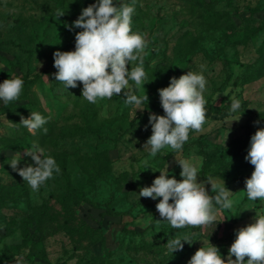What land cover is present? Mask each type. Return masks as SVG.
Segmentation results:
<instances>
[{
	"label": "rangeland",
	"instance_id": "obj_1",
	"mask_svg": "<svg viewBox=\"0 0 264 264\" xmlns=\"http://www.w3.org/2000/svg\"><path fill=\"white\" fill-rule=\"evenodd\" d=\"M121 4L134 6L131 28L142 34L147 42L143 67L145 72L159 63H165L167 71L163 88L172 77L179 78L188 71L203 74L206 78L204 97L207 102L223 105L232 97L245 103L246 107L232 117L221 118L207 110L206 123L202 132H189V139L177 153L170 148L162 149L155 157L149 155L150 148L144 144L151 136L147 115L157 112L152 109L126 108L117 95L111 99H100L89 103L82 94L83 85L65 88L56 81L53 53L67 46L75 49V35L82 29L69 27L57 19L56 8L49 0H0V83L28 72L32 77L39 75L32 87L28 100H16L19 119L11 123L0 112V182L6 184L24 183L29 189L30 206L46 205L58 208L55 197L82 189L86 198L96 203H106L116 212H126L135 203L138 205L129 215L102 221L105 248L92 246L87 252L77 254L70 240L57 231L44 242L47 264H188L194 253L211 243L218 249L229 251L236 235L229 233L255 222L256 215L264 214V201H249L246 194V179L251 177L254 166L245 157L250 147V138L258 128H264V77L247 84L239 79L249 65H257L261 58L258 48L264 40V0H118ZM86 2L82 9L88 7ZM82 9L78 15L80 16ZM229 16L234 28L224 22L213 23V15ZM193 39L194 47L188 50L187 43ZM181 48V52H179ZM137 62H130L129 70ZM203 65V70L201 69ZM138 90L141 96H148V102L157 107L155 97L147 80ZM131 89V88H130ZM128 90V89H127ZM227 93V95H225ZM29 100L35 102L47 115L53 131L45 133L43 128L33 135L20 123V117L30 116ZM0 100V108L3 105ZM88 105L92 109V123L99 134L80 137H66L63 129L81 122V109ZM240 119L233 121L234 119ZM13 124H16L13 126ZM132 126V130L119 139V135ZM16 139L20 151L15 152L3 146V141ZM212 154L217 163L225 165L234 158L227 188L234 200L231 209H220L212 225L196 228H172L161 220L156 209L160 198L139 197L142 187L151 186L168 167V176L180 180L181 168L176 159H191L201 169L203 156L197 142ZM233 141L239 151L235 156L229 152ZM33 143L44 149V155L66 153L68 155V180L55 177L47 180L38 191L8 164L18 153L21 160L18 168L35 166L30 156L24 155ZM103 151H113L117 160L100 177L88 176L89 163ZM147 161V164L145 163ZM151 167V168H149ZM217 183L223 181L215 178ZM198 182H203L198 172ZM209 195H213L210 184H205ZM214 196V195H213ZM171 203V201H170ZM84 204L80 213L96 217V212ZM29 211L26 203H17L0 210V227L13 218ZM91 221V220H90ZM31 233L34 227L30 226ZM188 235L191 244H184L183 250L173 254L168 251V239ZM221 239V240H219ZM19 232L3 239L0 243V264H27L22 260L28 250L21 245ZM223 259L228 254L220 253ZM235 259V257H233Z\"/></svg>",
	"mask_w": 264,
	"mask_h": 264
},
{
	"label": "clouds",
	"instance_id": "obj_2",
	"mask_svg": "<svg viewBox=\"0 0 264 264\" xmlns=\"http://www.w3.org/2000/svg\"><path fill=\"white\" fill-rule=\"evenodd\" d=\"M134 11V6H117L113 0H97L82 9L80 16L69 27V30L72 27L82 29L75 35V50L53 53V66L57 70L53 74L55 80L63 83L67 89L76 88L78 82L82 84L81 96L89 103L123 94L127 105L143 110L141 106L148 102V96L145 93L141 96L134 94L129 85L131 80L139 89L147 80L143 67L147 42L142 34L132 31ZM63 15L64 12L58 9L57 19ZM137 61L138 64L129 70V63ZM203 67L201 65L202 70ZM206 83L203 74L188 71L179 78L172 77L167 87L158 90L164 115L152 113L149 116L152 134L144 148H150L151 157L165 148L179 153L188 141L190 131H203L207 114V101L203 95ZM23 85L24 81L19 77L5 79L0 83V100L5 105L17 100ZM240 107L241 101L232 97L230 114ZM47 122L48 118L32 111L29 117H20L19 125L35 135ZM44 132H47L46 128ZM24 155L30 156L35 166L18 168L22 158L20 153L8 164L33 191H38L47 180L53 178L54 173L61 171L55 159L45 156L44 149L35 143L25 149ZM245 159L254 166L251 177L245 181L247 199L264 201V128H258L251 136ZM176 161L181 168L180 180L174 176L169 178L168 167L153 170L159 171L160 175L151 186L140 189L139 197L160 198L156 209L161 220L157 221H166L174 229L212 225L219 211L214 205H219L220 209H231L234 204L230 198L232 192L225 187L224 181L222 186L213 177H208L206 182H198L199 167L191 159ZM205 184H210L211 191L216 193L214 196L209 195ZM182 242L192 243L185 235L183 238L168 239L166 247L173 254L183 250ZM17 264H20L19 260ZM188 264H264V214L256 215L254 223L236 231L226 260L221 257L218 247L208 242L192 255Z\"/></svg>",
	"mask_w": 264,
	"mask_h": 264
},
{
	"label": "trees",
	"instance_id": "obj_3",
	"mask_svg": "<svg viewBox=\"0 0 264 264\" xmlns=\"http://www.w3.org/2000/svg\"><path fill=\"white\" fill-rule=\"evenodd\" d=\"M53 3L56 11L59 9L64 12L63 16H60L62 22L68 24L78 18V15L82 9V6L87 2L89 5L96 3L97 0H49ZM197 1V0H191ZM114 4L117 6L121 5L118 0H113ZM213 23L224 22L226 27L229 29L234 28V24L230 21L229 16L223 15H213L209 17ZM195 41L191 39L187 43L188 50L194 47ZM72 46H67L60 51H74ZM181 52V48H179ZM260 54V62L253 66L249 65L246 72L236 81H240L241 84L250 83L256 79L264 77V40L258 48ZM167 71V66L165 63L157 64L153 69L146 71L147 83L150 87L152 95L155 97L157 103L160 104V98L158 90L163 88V79ZM17 77L24 81L23 91L19 97L20 100H28L31 93L32 87L37 83L40 78L39 75L30 76L28 72L20 74ZM131 91L138 94V90L133 81H129ZM125 91H128L125 89ZM120 98L121 103L126 108H133L134 106L127 105L125 103L126 97L121 94L117 95ZM31 107V112H39L42 116L47 118V115L42 111L41 108L37 106L35 102L29 100ZM145 110L152 109L157 112V115H164L162 107H157L154 104L144 102L142 105ZM231 100H228L223 105H215L211 102H207L206 110L210 113L217 115L221 118L232 117L237 114L238 111L243 110L246 105L241 103L240 109L235 113L230 114ZM16 100L9 102V104L3 105L0 108V112L6 116V118L11 123H16L19 119L16 116L17 112ZM31 114V113H30ZM149 116L148 120H149ZM93 113L92 109L86 105L81 109L79 118L81 122H76L72 127L62 130V135L66 137H80L86 134L98 135V129L93 125L92 121ZM48 133L53 131V125L47 122L45 124ZM151 128V125H148ZM132 130V126L126 129L122 134L119 135V139L123 138L125 134ZM200 154L203 156L204 160L199 171L200 178L204 182L207 181L208 177L218 178L224 181L225 187L228 188L231 184L229 179L231 167L234 163V158L226 163L225 165L217 163L212 154H208L203 149V144L198 141ZM3 146L5 148L11 149L15 152L20 151V147L16 139H7L3 141ZM229 152L234 156L239 151L236 141H233L229 147ZM51 156L55 159L57 165L60 168V172L54 173L53 177L57 179L69 178V173L67 171L68 166V155L66 153H51ZM117 160V156L113 151H103L97 154L92 162L89 163V169H86L88 176L100 177L103 176L109 169V166ZM223 186V185H222ZM216 193L213 192V195ZM57 209L52 207H47L46 205H40L38 207L30 206V195L29 189L24 183H14L6 184L0 182V210L7 209L13 204L26 203L29 211L23 212L20 216L11 219L3 226L0 227V243L3 239L11 237L16 232L20 233L22 238V247L28 250L27 256L22 260V262L27 264H47V255L43 247L44 242L47 238L52 236L55 232L61 231L72 243L73 251L77 254L81 252H87L92 246L100 245L103 249L105 248V238L102 233V221L104 218H115L123 215H129L138 205L133 204L131 208L126 212H116L113 211L108 204L96 203L88 198H86L82 189H75L72 192L60 194L55 197ZM87 204L90 206L89 211L93 209L96 212V217H90L86 214L80 213V208ZM91 220V221H90ZM30 226L34 227V232L31 233ZM198 233H200V227H196ZM236 235V231L229 233L226 237L231 239ZM221 240V239H219ZM222 254H228V251L224 249H219ZM247 259V258H246Z\"/></svg>",
	"mask_w": 264,
	"mask_h": 264
}]
</instances>
